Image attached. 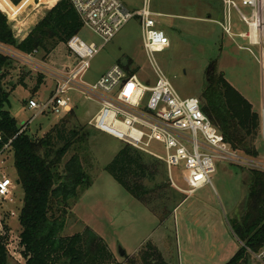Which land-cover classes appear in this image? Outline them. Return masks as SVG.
I'll return each instance as SVG.
<instances>
[{
    "label": "rangeland",
    "instance_id": "rangeland-1",
    "mask_svg": "<svg viewBox=\"0 0 264 264\" xmlns=\"http://www.w3.org/2000/svg\"><path fill=\"white\" fill-rule=\"evenodd\" d=\"M122 1L130 11L140 10L144 4V0ZM151 1L153 11L159 15V28L167 33L171 41L169 50L156 55L157 65L179 95L201 101L207 67L212 61L218 60V69L225 74L227 81L254 106L253 109L260 116L261 129L255 142L259 157L251 158L239 151L248 160L243 165L215 161L212 184L189 195L187 192L190 187L185 182L188 171L173 168L169 173L165 164L146 155L147 161H158L160 174L154 182H146L151 190L150 205L143 204L105 170L125 144L91 127L90 122L100 108L96 99L75 88L68 94L73 101L68 113L36 116L34 111L26 108L31 98L45 100L51 97L59 83L54 73L69 74L78 65L79 61L71 56L65 44L59 45L48 56L39 51L31 57L18 52L19 55L14 48L4 47L2 52L7 56L11 53L17 62L16 74L11 82L16 84V88L6 110L16 118L19 127L26 125L32 137H43L62 119L69 121V129L84 128V133H87L85 140L74 147L66 160L75 153L80 155L91 186L77 202L70 204L62 237L82 234L90 228L111 249L115 264L137 262L138 254L147 242L160 250L168 264H227L241 247L230 222L242 215L249 171H264V60L259 58L260 48L253 47L256 59L251 53L239 49L240 46L249 47L247 41L232 39L223 32L217 23L223 18L220 0ZM35 5L38 6V3ZM35 5L23 12L15 25L24 24V21L31 23L37 17V12L46 11ZM245 12L251 16L249 10ZM11 23L18 39V32L13 27L14 23ZM234 24L236 33L247 30L236 14ZM78 36L86 44H102V40L86 27ZM115 64L129 73L135 72L133 74H137L142 82L148 78L155 80L152 64L143 48L139 19L130 22L91 61L83 81L96 83ZM20 78L23 79L22 84ZM71 112L74 114L70 117ZM151 150L160 155L165 154L163 147L157 143L152 144ZM3 177L9 178L13 187L8 199L0 198V220L3 225L0 237H7L5 247L8 263L23 264L25 259L21 254L22 227L19 217L24 192L17 184L18 176L9 147L0 157V179ZM120 249L125 251L123 257L119 255ZM249 264L264 263L252 257Z\"/></svg>",
    "mask_w": 264,
    "mask_h": 264
},
{
    "label": "trees",
    "instance_id": "trees-1",
    "mask_svg": "<svg viewBox=\"0 0 264 264\" xmlns=\"http://www.w3.org/2000/svg\"><path fill=\"white\" fill-rule=\"evenodd\" d=\"M22 1L0 0V9L14 24L19 22L17 18L23 12L35 5V0L20 4ZM40 1L44 4L40 8L46 11L36 13L38 19L34 20L39 22L31 31V27L25 25V35L18 33L17 38L21 41L16 39L7 15L0 10V45L14 48L23 55L42 51L48 56L59 45H67L84 28L70 0H60L56 5L57 0ZM14 28L19 30L17 25ZM16 64L12 57L0 52V152L12 141L8 147L13 153L18 181L24 192L19 217L23 264H115V257L104 239L90 228L82 234L61 236L70 204L77 202L91 186L80 155L75 153L66 160L74 147L85 140L87 133L84 128L69 129V121L62 119L41 138L30 136L28 128L19 134L24 126L19 127L16 118L6 110L16 88V84L11 85ZM205 76L206 85L201 94L203 112L232 149L251 158L259 157L255 146L261 129L259 114L227 81L218 69V60L209 64ZM19 82L22 84L23 79ZM71 113L70 117L74 114ZM145 156L125 145L105 170L129 194L149 206L151 190L146 182H154L160 172L158 161L149 162ZM245 184L247 196L242 215L230 222L241 247L227 264H249L253 257L251 253H258L264 247V171L250 170ZM6 238L0 237V264H9ZM130 264L168 263L160 250L147 242L138 254V261Z\"/></svg>",
    "mask_w": 264,
    "mask_h": 264
},
{
    "label": "built area",
    "instance_id": "built-area-1",
    "mask_svg": "<svg viewBox=\"0 0 264 264\" xmlns=\"http://www.w3.org/2000/svg\"><path fill=\"white\" fill-rule=\"evenodd\" d=\"M70 1L83 26L97 35L102 44H86L78 35L72 37L67 45L71 56L79 61L78 65L69 74L54 73L59 80L56 90L45 100L29 99L26 104L29 111H34L36 116L63 115L70 112L73 106L69 92L75 88L86 92L100 104L90 122L91 127L159 160L169 173L173 168L188 171L185 182L190 187L187 192L189 195L212 184L215 161L234 165L248 162L239 151L231 148L223 134L205 115L201 101L179 95L157 65L156 55L169 50L171 41L167 33L159 28V15L153 11L151 0H144L143 8L137 11H130L122 0ZM220 1L223 18L219 25L223 32L232 39L247 41L249 47L240 46L239 49L251 53L256 59L253 47L260 48L259 58L264 60V0ZM35 3L40 5L42 1L35 0ZM245 10H249L251 16ZM235 14L247 27L246 31L235 32ZM135 19L140 22L143 48L152 64L155 80L148 78L142 82L137 74L129 73L115 64L96 83L84 82L83 77L91 67V61ZM3 49L0 47L1 53ZM26 129L25 125L19 134ZM10 143L0 152V157ZM153 143L161 145L165 154L152 151ZM12 187L9 178H1L0 198L8 199ZM2 231L0 220V233ZM251 254L256 261L264 263V247L260 252Z\"/></svg>",
    "mask_w": 264,
    "mask_h": 264
},
{
    "label": "crops",
    "instance_id": "crops-1",
    "mask_svg": "<svg viewBox=\"0 0 264 264\" xmlns=\"http://www.w3.org/2000/svg\"><path fill=\"white\" fill-rule=\"evenodd\" d=\"M55 5H56V4H55ZM55 5H53L50 9H52ZM40 6H42V4H40V5H38V6L35 5L36 8H40ZM50 9H49V10H50ZM0 10H1V9H0ZM222 10H223V9H222ZM1 11H2L4 14H6L7 17H8V14H7L6 12H4L3 10H1ZM44 16H45V15H44ZM20 18H21V16H20ZM20 18H19V19H20ZM8 19H9V17H8ZM42 19H43V18H42ZM194 19H195V18H194ZM9 21H10V20H9ZM22 22H23V20H22ZM38 22H39L38 20H33L31 23H29V22L27 23L26 21H24V24H20L19 26L17 25L18 28H19V30H18L17 32H18L19 34H21V33L24 32V31L26 32V29H23L25 25H27V26H30V25H31V28H30V29L32 30V29L38 24ZM219 22H220V21H218L217 23H219ZM10 23H11V21H10ZM15 23H16V22H15ZM17 23H18V22H17ZM17 23H16V24H17ZM11 25H12V23H11ZM13 27H15V24H14ZM31 30H30V31H31ZM30 31H29V32H30ZM25 32H24V35H25ZM29 32H28V34H29ZM24 38H26V37H24ZM24 38H23V39H24ZM0 47L9 48V47L3 46V45H0ZM240 50H241V49H240ZM242 51H243V50H242ZM17 53H18V52H17ZM18 54H19V53H18ZM19 55H20V54H19ZM128 58H129V57H128ZM130 58H131V57H130ZM130 60H131V59H130ZM101 76H102V75H101ZM101 76H100V77H101ZM100 77H99V78H100ZM99 78H98V79H99ZM11 85H13V83H11ZM253 107H254V106H253ZM257 113H258V112H257ZM19 186H20V185H19ZM110 250H111V249H110Z\"/></svg>",
    "mask_w": 264,
    "mask_h": 264
},
{
    "label": "water",
    "instance_id": "water-1",
    "mask_svg": "<svg viewBox=\"0 0 264 264\" xmlns=\"http://www.w3.org/2000/svg\"><path fill=\"white\" fill-rule=\"evenodd\" d=\"M17 184L20 185V182L17 181ZM119 255H120L121 257H123V256L125 255V251H124L123 249H120V250H119ZM62 264H66V263H62Z\"/></svg>",
    "mask_w": 264,
    "mask_h": 264
}]
</instances>
